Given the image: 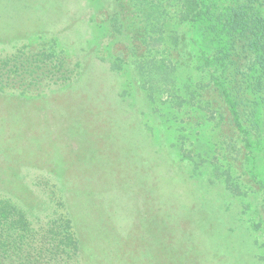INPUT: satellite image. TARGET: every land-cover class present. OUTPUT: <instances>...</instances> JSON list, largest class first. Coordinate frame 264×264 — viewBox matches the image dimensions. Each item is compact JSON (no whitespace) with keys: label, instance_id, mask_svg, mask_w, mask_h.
Returning <instances> with one entry per match:
<instances>
[{"label":"rangeland","instance_id":"1","mask_svg":"<svg viewBox=\"0 0 264 264\" xmlns=\"http://www.w3.org/2000/svg\"><path fill=\"white\" fill-rule=\"evenodd\" d=\"M162 1L168 35L181 2ZM145 10L0 0V198L34 226L68 217L78 252L67 264H264L255 194L219 177L230 171L242 191L258 184L243 171L264 180L261 124L240 115L257 137L246 140L198 71L190 95L173 70L162 85L175 55L140 45Z\"/></svg>","mask_w":264,"mask_h":264},{"label":"trees","instance_id":"2","mask_svg":"<svg viewBox=\"0 0 264 264\" xmlns=\"http://www.w3.org/2000/svg\"><path fill=\"white\" fill-rule=\"evenodd\" d=\"M110 1L117 5L123 0ZM127 1L130 6L134 2L137 6L146 5L144 16L149 30L147 38L141 37L140 45L162 47L167 56L175 55L174 67L160 63L161 69H165L158 73L162 85L173 70L176 77H184L183 86L189 89L190 95L194 91L186 82L192 79L194 70L198 71L211 82L198 84L201 85L199 88L210 85L217 92L232 116L233 126L244 133L246 140L257 137L251 138L245 129L246 121L241 120L240 115L249 116L254 126L260 123L264 133V0H180L174 20L176 27L170 31V37L164 25L173 19L162 0ZM158 8L161 12L157 14ZM61 64L59 61V68ZM152 75L146 78L151 81ZM263 139L262 145L255 149L260 160H264ZM244 148V159H254L248 143ZM249 172L250 177L258 181L256 188L249 191H242L241 185L232 183L235 179L230 171H223L219 177L225 176L224 184L234 195L242 194L248 198L250 192L255 194L259 222L264 223L263 174L257 177L251 167L249 171H243V176ZM58 217L34 226L25 211L10 200L0 198V264H67L76 261L78 239L71 221L65 216Z\"/></svg>","mask_w":264,"mask_h":264}]
</instances>
